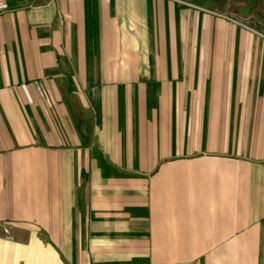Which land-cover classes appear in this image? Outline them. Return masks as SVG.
Segmentation results:
<instances>
[{"label": "crops", "instance_id": "crops-1", "mask_svg": "<svg viewBox=\"0 0 264 264\" xmlns=\"http://www.w3.org/2000/svg\"><path fill=\"white\" fill-rule=\"evenodd\" d=\"M0 264H264V0H0Z\"/></svg>", "mask_w": 264, "mask_h": 264}, {"label": "rangeland", "instance_id": "rangeland-1", "mask_svg": "<svg viewBox=\"0 0 264 264\" xmlns=\"http://www.w3.org/2000/svg\"><path fill=\"white\" fill-rule=\"evenodd\" d=\"M189 5L190 7L196 9V10H199V11H203L209 15H213L215 17H220V18H225L231 22H238L235 18L231 17V16H228L226 14H223L221 13L219 10L217 9H210V8H207V7H203V6H197V5H191V4H187Z\"/></svg>", "mask_w": 264, "mask_h": 264}]
</instances>
